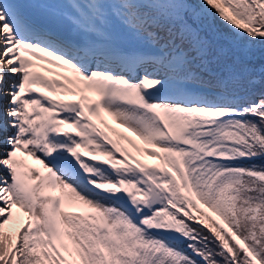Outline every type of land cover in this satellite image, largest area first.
Segmentation results:
<instances>
[{
  "label": "snow or ice",
  "instance_id": "1",
  "mask_svg": "<svg viewBox=\"0 0 264 264\" xmlns=\"http://www.w3.org/2000/svg\"><path fill=\"white\" fill-rule=\"evenodd\" d=\"M253 45L264 0H0V264H264Z\"/></svg>",
  "mask_w": 264,
  "mask_h": 264
},
{
  "label": "trees",
  "instance_id": "2",
  "mask_svg": "<svg viewBox=\"0 0 264 264\" xmlns=\"http://www.w3.org/2000/svg\"><path fill=\"white\" fill-rule=\"evenodd\" d=\"M204 26L207 30L214 32L215 34L221 35V36H227L231 37V33L228 31V28L225 24V22L219 20L218 18H211L206 19L204 22ZM234 40V38H233ZM234 44L237 48L243 49L245 47L243 41H235ZM251 55L254 57V64L257 68L260 67L261 64H264V47L261 45H253L251 47ZM261 91V88L259 85L256 86L255 92L258 96L259 92ZM242 96H245L244 93L241 94ZM243 102V101H242ZM15 212V210H13ZM183 247V245L181 246Z\"/></svg>",
  "mask_w": 264,
  "mask_h": 264
},
{
  "label": "rangeland",
  "instance_id": "3",
  "mask_svg": "<svg viewBox=\"0 0 264 264\" xmlns=\"http://www.w3.org/2000/svg\"><path fill=\"white\" fill-rule=\"evenodd\" d=\"M138 159L141 160V162L143 161H148V162H151V159L147 158V157H137ZM4 170L3 169H0V175H4ZM16 211V210H15Z\"/></svg>",
  "mask_w": 264,
  "mask_h": 264
}]
</instances>
